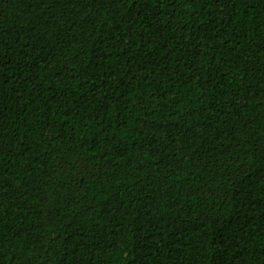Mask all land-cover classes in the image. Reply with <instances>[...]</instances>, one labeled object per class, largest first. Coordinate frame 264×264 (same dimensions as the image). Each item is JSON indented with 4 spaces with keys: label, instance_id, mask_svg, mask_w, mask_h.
<instances>
[{
    "label": "trees",
    "instance_id": "trees-1",
    "mask_svg": "<svg viewBox=\"0 0 264 264\" xmlns=\"http://www.w3.org/2000/svg\"><path fill=\"white\" fill-rule=\"evenodd\" d=\"M0 264H264V0H0Z\"/></svg>",
    "mask_w": 264,
    "mask_h": 264
}]
</instances>
